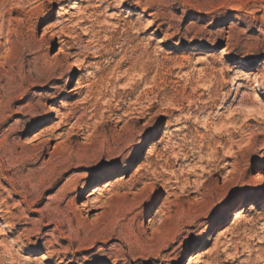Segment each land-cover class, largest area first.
<instances>
[{"label": "rangeland", "instance_id": "374dc122", "mask_svg": "<svg viewBox=\"0 0 264 264\" xmlns=\"http://www.w3.org/2000/svg\"><path fill=\"white\" fill-rule=\"evenodd\" d=\"M0 218V264H264V0H0Z\"/></svg>", "mask_w": 264, "mask_h": 264}, {"label": "bare ground", "instance_id": "6f19581e", "mask_svg": "<svg viewBox=\"0 0 264 264\" xmlns=\"http://www.w3.org/2000/svg\"><path fill=\"white\" fill-rule=\"evenodd\" d=\"M61 9H63V8H61ZM261 177V175L260 174H257V176H256V178L257 179H259ZM0 225H1V227H3V228H7L8 226L6 225V223L0 218Z\"/></svg>", "mask_w": 264, "mask_h": 264}, {"label": "snow or ice", "instance_id": "6c2138e0", "mask_svg": "<svg viewBox=\"0 0 264 264\" xmlns=\"http://www.w3.org/2000/svg\"><path fill=\"white\" fill-rule=\"evenodd\" d=\"M125 87H127V86L125 85ZM218 131H219V129H218Z\"/></svg>", "mask_w": 264, "mask_h": 264}]
</instances>
